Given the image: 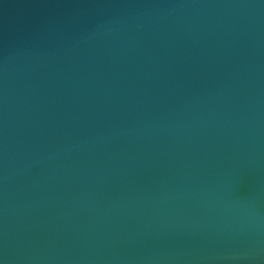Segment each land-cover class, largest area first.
<instances>
[{"label": "water", "instance_id": "1", "mask_svg": "<svg viewBox=\"0 0 264 264\" xmlns=\"http://www.w3.org/2000/svg\"><path fill=\"white\" fill-rule=\"evenodd\" d=\"M0 264H264V0H0Z\"/></svg>", "mask_w": 264, "mask_h": 264}]
</instances>
